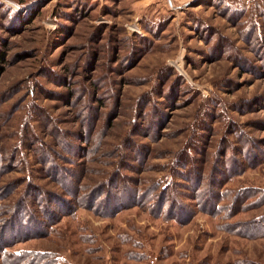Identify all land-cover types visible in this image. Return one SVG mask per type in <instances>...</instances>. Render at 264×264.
I'll return each mask as SVG.
<instances>
[{"label":"rangeland","instance_id":"obj_1","mask_svg":"<svg viewBox=\"0 0 264 264\" xmlns=\"http://www.w3.org/2000/svg\"><path fill=\"white\" fill-rule=\"evenodd\" d=\"M169 2L0 0L9 251L264 264V0Z\"/></svg>","mask_w":264,"mask_h":264},{"label":"trees","instance_id":"obj_2","mask_svg":"<svg viewBox=\"0 0 264 264\" xmlns=\"http://www.w3.org/2000/svg\"><path fill=\"white\" fill-rule=\"evenodd\" d=\"M237 8V7H235ZM238 9V8H237ZM240 11V9H238ZM1 58V57H0ZM42 192V193H41ZM47 192L44 189L40 191V194L43 196V193ZM23 196V194H21ZM241 194H235L231 197L229 204L225 208H227L224 216H227L229 211H231L234 205L238 202V198ZM23 197L17 199L11 206H5L0 210V216H4L0 218V254L3 264H56L58 258L53 256V253L50 252H16V251H9L8 246L16 242L19 237H16L18 231L20 230L21 226L26 223H37L35 224L34 228L31 229V234H43L47 232V226H50L51 223H47V221H43V219H37V217L33 216L32 207L28 209L26 200L22 199ZM215 200L216 197L214 196ZM39 201L37 204H42L41 197L38 198ZM20 206L23 209L18 208ZM45 203V201H44ZM43 203V205H44ZM214 205V203H213ZM232 205V207H231ZM49 206L47 204L44 206L43 212L47 215V219H53L56 213H53L52 210H49ZM224 208V207H222ZM23 212V213H21ZM50 212V214L48 213ZM8 219L7 222H5ZM264 225V222H263ZM264 227V226H263ZM46 230V231H45ZM261 234L264 232V229L260 228ZM62 264H69L63 263Z\"/></svg>","mask_w":264,"mask_h":264},{"label":"crops","instance_id":"obj_3","mask_svg":"<svg viewBox=\"0 0 264 264\" xmlns=\"http://www.w3.org/2000/svg\"><path fill=\"white\" fill-rule=\"evenodd\" d=\"M169 2V0H167ZM170 3V2H169Z\"/></svg>","mask_w":264,"mask_h":264}]
</instances>
